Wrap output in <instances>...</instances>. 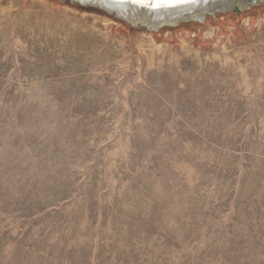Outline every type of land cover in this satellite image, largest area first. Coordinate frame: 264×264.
Returning a JSON list of instances; mask_svg holds the SVG:
<instances>
[{
	"label": "rangeland",
	"instance_id": "1",
	"mask_svg": "<svg viewBox=\"0 0 264 264\" xmlns=\"http://www.w3.org/2000/svg\"><path fill=\"white\" fill-rule=\"evenodd\" d=\"M56 1L0 0V264H264V2Z\"/></svg>",
	"mask_w": 264,
	"mask_h": 264
},
{
	"label": "water",
	"instance_id": "2",
	"mask_svg": "<svg viewBox=\"0 0 264 264\" xmlns=\"http://www.w3.org/2000/svg\"><path fill=\"white\" fill-rule=\"evenodd\" d=\"M63 1H68L78 4L81 7L98 8L99 10L107 14H111L112 16H114L115 18L121 21L127 22L130 25V27L142 26L148 30H157L163 26H173L184 21H199V18H202V20H204L206 18V15L212 12H224L227 9H232L237 11L239 7L243 8L246 6H254L264 2V0H240L241 4L239 5L238 0H216L217 2L215 4H210V6L204 5L203 3L193 7L183 6V10L185 11L181 10V7L180 8L175 7L172 8L170 12L168 11L166 14H162L160 16L156 15L151 19L149 17L151 15L147 14L144 11L138 9H134L133 10L134 13L130 12L129 10L122 11L116 6L111 5L110 1H105V0H63ZM125 4L127 5L129 3L126 1ZM141 18L143 19V21L146 22H143Z\"/></svg>",
	"mask_w": 264,
	"mask_h": 264
},
{
	"label": "bare ground",
	"instance_id": "3",
	"mask_svg": "<svg viewBox=\"0 0 264 264\" xmlns=\"http://www.w3.org/2000/svg\"><path fill=\"white\" fill-rule=\"evenodd\" d=\"M105 1H110L111 5L116 6L122 11L129 10L132 13H134L133 12L134 9L144 11L147 14L151 15L149 16L151 19L156 15L160 16L162 14H166L168 11L170 12V10L175 7L177 8L181 7V10H183V6L193 7L201 3H203L204 5L210 6V4H215L217 2L216 0H105ZM126 1L130 5L129 4L126 5L125 4ZM238 3L239 5L241 4L240 0H238ZM212 13H215V12H212ZM142 18L141 20L143 21ZM200 20H202V18H199V21ZM143 22H146V21H143Z\"/></svg>",
	"mask_w": 264,
	"mask_h": 264
},
{
	"label": "trees",
	"instance_id": "4",
	"mask_svg": "<svg viewBox=\"0 0 264 264\" xmlns=\"http://www.w3.org/2000/svg\"><path fill=\"white\" fill-rule=\"evenodd\" d=\"M49 1H51V2H57L56 0H49ZM93 10V9H92ZM132 34V33H131Z\"/></svg>",
	"mask_w": 264,
	"mask_h": 264
}]
</instances>
